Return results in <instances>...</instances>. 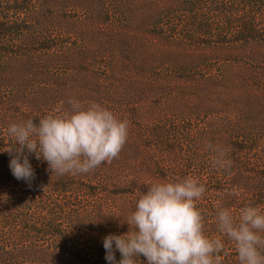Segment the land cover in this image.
I'll list each match as a JSON object with an SVG mask.
<instances>
[{"label": "trees", "instance_id": "trees-1", "mask_svg": "<svg viewBox=\"0 0 264 264\" xmlns=\"http://www.w3.org/2000/svg\"><path fill=\"white\" fill-rule=\"evenodd\" d=\"M134 1L128 13V0H0V264H109L103 238L128 230L137 189L187 175L206 186L205 234L238 264L216 205L264 210V0H184L204 27H179L183 0L154 1L136 35ZM69 98L129 121L119 157L58 176L26 153L35 176L16 179L9 122H38ZM209 144L229 149L231 174L212 166Z\"/></svg>", "mask_w": 264, "mask_h": 264}, {"label": "clouds", "instance_id": "clouds-1", "mask_svg": "<svg viewBox=\"0 0 264 264\" xmlns=\"http://www.w3.org/2000/svg\"><path fill=\"white\" fill-rule=\"evenodd\" d=\"M67 104L38 122L31 118L9 122L6 131L12 146L3 151L11 155L9 167L16 179L30 185L35 176L26 153L47 161L50 173L58 176L88 174L119 157L128 139L129 121L96 101L69 98ZM208 149L213 153L212 166L231 174L229 149L211 144ZM143 185L146 190L137 189L132 210L120 219L128 230L103 238L109 264H141V255L147 264H224L223 239L204 231L197 202L206 186L197 177H170ZM216 224L234 245L238 264H264V210L249 202L234 215L218 203ZM114 248L120 253L118 262Z\"/></svg>", "mask_w": 264, "mask_h": 264}, {"label": "rangeland", "instance_id": "rangeland-1", "mask_svg": "<svg viewBox=\"0 0 264 264\" xmlns=\"http://www.w3.org/2000/svg\"><path fill=\"white\" fill-rule=\"evenodd\" d=\"M154 1H160V3L164 4V5H168V0H135L133 2V11H132V15L134 16V25H133V33L139 34V33H144L147 34V29L144 27L146 24H148V19H149V15L150 13L153 12V14H156L160 7L159 5H156ZM170 2V0H169ZM147 3V5H146ZM185 1L183 0L182 2H178V3H174V5H176V8L178 9L177 11V20L180 18L182 21H179L180 25L179 27H190L192 25H195L194 22H196V27H204L201 25V19L207 17L200 13L196 12L195 10L191 9L190 6L187 7V9H185ZM128 9L126 10L129 13V9H130V0H128ZM120 6V5H119ZM174 17V16H171ZM198 18V19H197ZM194 20V22L192 20ZM172 21L171 23H173V25L176 23V21ZM152 23V21H151ZM190 26H188V24ZM208 25V24H207ZM209 28H213L214 24L213 21H210V24L208 25ZM132 28V27H131ZM150 29L153 31L154 29L150 26ZM136 40L139 42V39L136 38ZM136 41V43H137ZM156 42H157V38H156ZM159 61H161L159 59ZM170 60H165V62H169Z\"/></svg>", "mask_w": 264, "mask_h": 264}]
</instances>
